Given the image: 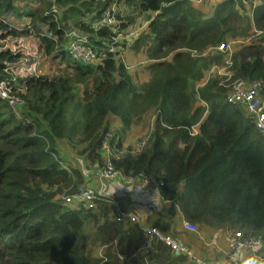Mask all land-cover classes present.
<instances>
[{
	"label": "trees",
	"instance_id": "16d2710c",
	"mask_svg": "<svg viewBox=\"0 0 264 264\" xmlns=\"http://www.w3.org/2000/svg\"><path fill=\"white\" fill-rule=\"evenodd\" d=\"M202 3L26 0L20 6L0 0L1 40L33 34L48 56L61 59L69 55L70 28L102 55L139 16H152L147 32L135 40L137 48L147 47L151 61V78L140 87L113 53L93 65L70 57L68 74L52 79L19 78L12 85L25 102L21 118L0 99V264H191L163 243L144 260L141 227L114 218L118 199L98 196L93 208L65 201L87 186V173L65 160L64 141L76 148L86 170H94L105 163L101 148L113 121L126 131L152 112L156 121L148 144L139 153L129 146L116 156L115 170L130 181L157 178L162 197L196 226L264 238V134L227 95L237 81L264 83V0H221L209 14ZM113 5L119 23L97 26ZM124 8L129 14L121 18ZM9 17L30 20V28L16 30ZM242 39L253 41L232 54L226 66L231 77L217 76L199 87L205 72L224 64L227 55L200 58L194 52ZM20 56L0 51V80H11L9 68ZM74 98L81 99V126H69L66 118ZM123 142L115 135L111 145L119 151Z\"/></svg>",
	"mask_w": 264,
	"mask_h": 264
},
{
	"label": "built area",
	"instance_id": "2783aa9c",
	"mask_svg": "<svg viewBox=\"0 0 264 264\" xmlns=\"http://www.w3.org/2000/svg\"><path fill=\"white\" fill-rule=\"evenodd\" d=\"M108 0H96V2H106ZM18 5L24 6L26 2L23 0H17ZM54 8H56L54 6ZM117 8L115 5L111 8L106 9L101 15V21L97 23V26L103 27H114L119 21L115 16ZM135 32L131 30L118 33V37H122L124 41L122 42L123 46L127 43L132 42V38ZM66 50L69 53V56L76 61L86 64H100L106 59L108 54L118 53V57L122 59V51L116 47V43L107 46L108 52L100 55L98 52L91 47V42L89 38L80 32L77 28H71L66 34ZM116 41V39H115ZM117 42V41H116ZM240 41H232L227 44H222L214 49H208L202 53L194 52L193 56H206L210 52H219L226 54L227 61L226 65L229 67L231 65L232 54L234 53L235 45ZM227 69V68H226ZM219 74V73H218ZM229 78L231 75L226 72L224 74ZM209 80V79H208ZM204 81L203 86L208 82ZM18 80L12 78L11 80L5 81L0 80V99L2 101L8 102L11 109L15 111V114L21 118L20 110L24 105V100H22L16 93L13 91V85L16 84ZM20 92L24 93L26 90L24 86L19 87ZM264 90V83L262 81L248 82V81H237L232 86L228 92V102L232 105L238 104L241 105L246 113L251 117L255 127L264 134V95L262 92ZM196 128V127H195ZM194 135H196L197 130H193ZM113 133L109 131L106 135V140L102 144L101 154L105 163L101 165L100 163L95 164L94 171L97 175V178L103 182L113 181L116 177H124L122 173L118 170H115L113 165V159L117 155L116 146L112 147L111 141L115 136H111ZM149 137L145 136L133 147V153L141 152L146 145L148 144ZM143 184L147 181V187H159L162 188L161 182L156 178H143L140 177ZM92 186H86L80 189L75 195L67 197L65 201L70 206H76L78 204L87 205L89 208H93V203L96 201L98 196H104ZM114 218L119 222H128L134 226H139L143 230L144 237L141 244V255L144 260L147 262L148 259L153 254L158 243H163L166 245L172 255L176 258L185 257L189 260L191 264H214L208 258L197 256L195 252L189 248L181 239H177L170 235L162 233L159 229L155 227H142L141 220L133 212L123 209V207L118 202L115 206ZM183 227L192 234H198L199 226H196L190 223L188 220L183 221ZM245 251L249 254L250 257L264 258V238L262 236H250L244 235L243 232H237L231 234V242L229 248V254L231 257L237 255L239 252Z\"/></svg>",
	"mask_w": 264,
	"mask_h": 264
},
{
	"label": "rangeland",
	"instance_id": "374dc122",
	"mask_svg": "<svg viewBox=\"0 0 264 264\" xmlns=\"http://www.w3.org/2000/svg\"><path fill=\"white\" fill-rule=\"evenodd\" d=\"M22 1V0H21ZM203 1L201 5L205 11L209 14L212 13L214 6L220 2L221 0H199ZM26 2V0H24ZM29 2V1H28ZM259 3V1L257 2ZM37 4H32L31 7L35 8L37 7ZM122 15L119 17L124 18L125 15L129 14V10H126L125 8L122 9L120 12ZM248 14L251 15V10L248 7ZM138 16V15H137ZM152 16H139L136 19V22L129 27V29L135 32L132 38L131 43H127V45L123 46L122 42L124 39L121 37L116 36L115 39V45L119 49V51H122V59L119 58L120 63L124 64L125 67H127L128 73L131 75V78H133V83L140 87L142 83L148 82L150 80L151 73L149 71L150 64H143L145 58L143 54L141 53L142 49H138L135 46V40L141 35V32L144 31L149 24V19ZM11 24L13 25V28L16 30L22 31L25 29H29L31 25V21L25 18H15V17H9L8 19ZM124 22V20H122ZM71 29V28H70ZM129 29H126V31H130ZM118 35V34H117ZM262 34L257 36L256 39L259 40L262 38ZM237 41V40H234ZM233 41V42H234ZM240 41L237 45H235V49H239L243 43H250L253 41V39H242L238 40ZM118 45V46H117ZM126 50H130L132 53H134V59L135 62H129L127 61V57L123 53ZM0 51H10L13 53L20 52L21 56L19 58V61L16 63L18 64L13 65L9 68V77L12 79L18 80L21 77H30V76H41V77H48L50 79L62 76L68 74L67 71V64L69 61H72L70 56L68 54L64 55L63 58H53V56H48L45 53L44 47L41 44V41L36 38L35 35L31 34L29 35H22L19 37H11V39L8 40H1L0 39ZM145 51V48H144ZM131 53V54H132ZM217 54H221L219 52H210L206 56L202 57H209L214 56ZM145 55V54H144ZM200 57V58H202ZM172 59V58H170ZM143 60V61H142ZM226 61L227 57L225 56L224 64L222 65H216L212 69L208 70L204 74V79L202 80L199 87L203 86V82L205 80H210L214 77H225V73L227 72L226 69ZM129 65L131 67V70H129ZM16 66V67H14ZM12 71H11V70ZM219 73V74H218ZM84 88L83 86L80 88L82 90ZM76 90L77 95H79V98H81V90ZM74 98L73 101L70 103V106L67 110L66 118L70 122L69 126H73L74 124H77L81 126V122L83 124L82 119V105H81V99ZM156 121V117L154 116V113H150L148 115L142 116L139 120H135L132 127L126 131H122L123 126L122 123L118 120H114L111 124L110 131L113 133L111 136L118 135L121 139L125 140V148L122 147V150L117 151V155L124 153L125 150H127L131 146L132 148L135 146L137 142H139L142 138L145 136H149L154 128ZM197 130V127L195 128ZM198 131V130H197ZM123 137V138H122ZM75 138V137H74ZM69 140L64 141V144L62 145V152L63 156H65V160L70 161L73 166H78L87 172L86 167L84 166L85 160L81 156L78 155L76 148L73 147L72 144H69ZM96 251H93L95 254Z\"/></svg>",
	"mask_w": 264,
	"mask_h": 264
},
{
	"label": "crops",
	"instance_id": "0c3cea01",
	"mask_svg": "<svg viewBox=\"0 0 264 264\" xmlns=\"http://www.w3.org/2000/svg\"><path fill=\"white\" fill-rule=\"evenodd\" d=\"M197 1L201 2L199 0ZM147 29L148 27L142 31L141 34L143 32L145 33V31L147 32ZM138 49H142L141 53H144L145 55L143 54V56L146 57L147 47L142 46ZM123 53L127 57L126 59L129 64L130 62H135L133 57L135 52L132 53L130 50L125 49ZM142 63L151 64V61L146 57ZM129 70H131L130 65ZM200 85L202 84H198V86ZM124 142L123 148H125ZM86 173L87 186H92L98 191H101L100 193L104 196L118 199L123 209L131 211L139 217L143 228L155 227L166 235L181 239L197 256L208 258L214 264H247V261L252 259L245 251L239 252L234 256L235 258L231 257L229 248L232 232L229 230H216L206 226H199L198 234L188 232L183 227L185 218L179 205L166 201L165 198L162 197L160 189V195L162 197L160 201L161 207H154L150 202V198L157 187H142L144 184L140 178H137L135 181H130L124 177H116L113 181L103 182L97 178L93 168L87 170ZM121 185H123V187H121ZM130 185L134 187V191H129ZM112 188L116 189L115 195H109Z\"/></svg>",
	"mask_w": 264,
	"mask_h": 264
},
{
	"label": "clouds",
	"instance_id": "9594fccd",
	"mask_svg": "<svg viewBox=\"0 0 264 264\" xmlns=\"http://www.w3.org/2000/svg\"><path fill=\"white\" fill-rule=\"evenodd\" d=\"M147 184V181L145 182V185H142L143 186H146ZM121 187H123V185H121ZM134 187L132 185L129 186V191H134ZM116 193V189L115 188H112L109 192V195H115ZM162 197L160 195V188L157 187L153 194H152V197L150 198V202L152 203V205L156 208H160L161 207V201ZM147 211V210H145ZM247 264H264V258H258V257H254L252 259H249L247 261Z\"/></svg>",
	"mask_w": 264,
	"mask_h": 264
}]
</instances>
